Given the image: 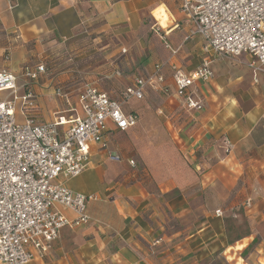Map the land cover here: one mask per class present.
<instances>
[{"label": "crops", "instance_id": "obj_1", "mask_svg": "<svg viewBox=\"0 0 264 264\" xmlns=\"http://www.w3.org/2000/svg\"><path fill=\"white\" fill-rule=\"evenodd\" d=\"M153 16L166 40L181 47L177 54L155 32ZM193 28L178 0H0V69L22 76L27 67L46 65L29 84L36 106L28 114L36 123L63 116L67 128L83 116L78 95L85 81L120 100L135 78H149L164 63V79L146 85V101L123 105L138 116V127L126 132L132 141L148 134L166 160L164 176L138 166L120 144L123 132L110 130L107 148L92 149L84 172L61 176L72 191L97 196L87 205L92 219L63 228L51 249L28 264H211L217 252L230 251V264H264V74L254 79L246 54H214ZM204 59L214 77L199 83L203 110L187 111L169 65L189 72ZM9 94L1 92L0 100ZM157 104L163 116L155 115ZM116 152L121 161L109 158ZM242 216L249 233L230 239Z\"/></svg>", "mask_w": 264, "mask_h": 264}, {"label": "built area", "instance_id": "obj_2", "mask_svg": "<svg viewBox=\"0 0 264 264\" xmlns=\"http://www.w3.org/2000/svg\"><path fill=\"white\" fill-rule=\"evenodd\" d=\"M178 1L193 22L192 33L202 36L210 51L227 58L246 54L254 79L264 74V0ZM154 27L171 56L177 54L181 47L166 40L158 19ZM163 66L157 63L149 78H135L120 100L85 81L78 95L83 116L67 128L63 126L70 121L63 116L36 123L28 114L36 106L29 84L46 71L44 63L25 68L22 76L0 69V93H10V98L0 100V264H28L36 252L45 255L51 249L63 228L89 223L87 205L97 196L72 191L61 176L71 179L84 172L92 162V149L107 148V132L137 125L138 116L125 113L123 105L132 98L143 99L147 84L162 81ZM169 67L185 109L203 110L199 83L213 79L211 60L204 59L189 72L175 63ZM18 108L23 122L17 120ZM109 158L121 161L117 152ZM59 206L70 209L74 218L69 219Z\"/></svg>", "mask_w": 264, "mask_h": 264}, {"label": "rangeland", "instance_id": "obj_3", "mask_svg": "<svg viewBox=\"0 0 264 264\" xmlns=\"http://www.w3.org/2000/svg\"><path fill=\"white\" fill-rule=\"evenodd\" d=\"M163 7L164 6H162L161 8H163ZM153 19H154V22L156 23V20H155L154 16H153ZM105 57H106V55H101L99 58H102V60H104V61L107 62V58H105ZM81 81L83 82V78H81ZM150 98L156 99L157 97H153L152 95H150ZM144 100L146 101V93H145L144 98L141 101L144 102ZM158 106L159 105L157 104L156 105V108L157 109H156L155 115L163 116V112H160V111L158 112ZM150 109H151V107L145 106L144 107V112L142 111V114L143 115L145 114V115L149 116L148 115V112H150V114H152V112L150 111ZM146 118L148 119V117H146ZM17 120H19L21 122L24 121V120L20 119L19 115H17ZM162 122L164 123V120ZM150 125H151V123L149 121L145 122V124H144V127L146 128L145 130L148 131ZM137 127L138 126H135L133 128H130V130H128L127 132H130L132 130H135ZM163 128L166 129L165 127H163ZM122 132H123V134L121 136L122 139L120 140V144L123 145V149L124 150H132V152L134 154L133 155V158L136 161V164L138 166H140V167H143V168H146L147 165H149L151 168L154 169L153 171L156 172V174H158L159 177H163L164 176V171H163V169H164V163H165L166 160L162 158V153L156 155L155 149H153V145L150 143L149 137H147L148 134H146V136L144 137L143 140L142 139H140V140H136L135 139V141H132L129 133H127L126 131H122ZM170 139L171 138H170L169 135H168V137H165V136L164 137H160L158 143L161 144V145H165V143L167 142V140L170 141ZM134 142H136V143H134ZM153 152H155V154H153ZM180 161H182L181 158H180L179 162ZM233 213H236V212L233 211L230 215H232L231 218H234L235 219V217H233L234 216ZM202 217L203 216L198 215L197 212H196V214H194L192 216V220H195L196 224H199L200 222L197 221V220L202 221V219H201ZM246 220H247L246 216H242L240 222H238L236 224H233L234 227L232 228V232L229 235L230 239L235 238L238 234H242V233L243 234H246V233H249V229L247 228V223H246L247 221ZM178 226H181V222H179V221L176 224V227H178ZM230 254L231 255L232 254L234 255V251H230L227 254H224V253L221 254V253L217 252L215 254V256L218 257L217 260H219V258L222 259V260L223 259L224 260H227L226 256H228ZM212 261L213 260L211 259V262ZM232 262L235 263L236 260L234 259Z\"/></svg>", "mask_w": 264, "mask_h": 264}, {"label": "trees", "instance_id": "obj_4", "mask_svg": "<svg viewBox=\"0 0 264 264\" xmlns=\"http://www.w3.org/2000/svg\"><path fill=\"white\" fill-rule=\"evenodd\" d=\"M255 241V240H254ZM218 259V257H216V256H214L213 258H212V262H211V264H230V262L228 261V260H222V259H220L219 258V260H217ZM216 261V262H215ZM252 264H254V263H252Z\"/></svg>", "mask_w": 264, "mask_h": 264}]
</instances>
